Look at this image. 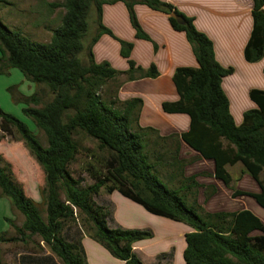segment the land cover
Instances as JSON below:
<instances>
[{
    "label": "trees",
    "instance_id": "1",
    "mask_svg": "<svg viewBox=\"0 0 264 264\" xmlns=\"http://www.w3.org/2000/svg\"><path fill=\"white\" fill-rule=\"evenodd\" d=\"M118 2L126 5L139 39H145L146 35L134 12L137 4L169 15L172 28L185 34L197 68L176 70L173 83L178 100L164 103L162 110L165 114L188 117L189 128L181 134V140L213 164L214 177L223 185L230 187L233 182L227 168L242 164L260 192L235 191L233 197L250 196L264 209L261 177L264 172V91L250 93L255 108L247 111L242 125L237 126L222 86L233 69H225L216 61L212 41L195 28L192 18L161 0H64L55 5L63 8L65 14L49 43L32 42L0 21V71L18 69L37 86H46L53 96L50 102L39 107L41 101L35 94L23 110L44 133L47 147L24 122L0 108V131L13 138L19 135L45 180L42 196L46 219L17 180L14 166L0 154L1 195L24 217L23 225L16 228L20 240L25 242L38 237L63 264H86L80 245L63 235L65 225L78 215L88 226L89 236L114 258L125 264H144L133 246L150 239L152 234L109 228L110 209L95 202L111 183L108 194L116 191L148 213L184 223L192 229L185 237V264H264V224L259 218L250 211L205 212L201 217L188 208L179 193L194 192L195 195L199 184L195 177L183 175L186 162L179 159V142L170 143L173 148L170 162H167L172 172L169 179L172 183L179 182L178 189L171 190L155 174L161 162L160 158L151 162V152L147 150L148 130L134 127L143 101H120L117 97L119 84L114 93L103 99L101 93L105 87L122 76L126 81L159 76L154 65L146 71L130 60L133 44L123 41L120 53L128 61V71L119 72L108 63L95 62L94 45L103 35L113 37L103 25L102 8ZM252 4L253 31L245 49V59L256 63L264 57V0H252ZM93 8L98 14L94 21L97 32L86 46ZM174 14L183 17L185 25H180L172 16ZM84 52H87L86 64L81 59ZM79 132L97 141L100 149L112 153L106 163L105 176L97 177L89 187H82L83 181L73 178L69 172L79 155L74 140ZM166 140L161 139V142L168 143ZM196 203L194 200L192 205ZM8 222L14 226L11 220ZM16 240L0 237V244Z\"/></svg>",
    "mask_w": 264,
    "mask_h": 264
},
{
    "label": "crops",
    "instance_id": "2",
    "mask_svg": "<svg viewBox=\"0 0 264 264\" xmlns=\"http://www.w3.org/2000/svg\"><path fill=\"white\" fill-rule=\"evenodd\" d=\"M161 2L172 5L181 14L192 18L195 28L212 41L216 61L225 69H233V73L223 80L222 86L229 100L235 124L242 125L244 114L255 108L250 99V93L253 90L264 91V57L256 63H249L245 59V49L253 31L252 0H161ZM134 12L144 30L149 28L155 34L156 38L153 39L160 49L155 51V54L145 47L138 48L141 41L135 36L130 15L124 3L118 2L114 5L103 6V25L113 35L119 36L121 41L134 45L131 57L137 66L147 71L154 65L159 76L155 79L144 78L135 81H126L125 76H122L118 78L121 81L116 83V85H120L117 97L122 102L132 99L143 101L141 111L136 116L137 124H134L136 130L140 128L148 130L149 136H154L159 141L168 139L166 141L169 144L174 141L179 142V159L186 162L183 175L186 178L195 177L199 184L196 194L194 195V192L187 194L185 199L191 195L193 201L196 202L219 201L218 196H222V193L226 192L227 195H230L233 192L228 193L223 183L216 180L213 164L203 159L181 140V134L187 132L189 128L188 117L165 114L162 110L164 103H174L178 100L173 83L176 70L197 68L192 47L183 32L175 31L172 28L169 15L154 11L141 4L134 7ZM119 27L125 36L117 32ZM112 42L109 35H103L98 40L92 49L95 62L98 64L108 63L119 72L128 71L126 63L119 56L120 46L112 45V49L109 50L108 47ZM233 107H237L236 110ZM8 147L21 149L26 158L30 160L34 167L37 190L41 195L40 201L43 202L42 189L45 183L44 179L42 181V173L27 152L23 142L8 138L1 140L0 154L14 166L17 180L23 185L27 196L39 209L40 203L36 202L38 198L30 194L28 186L23 183L18 166L11 161L9 152L6 150ZM230 168H227L228 172ZM205 173H208L209 178L203 176ZM251 182L249 179L240 180L235 186V191L259 193L258 185ZM232 194L231 197H233ZM244 197L246 198V196L233 197L236 204L242 202L244 206L236 207L232 212L250 211L264 224V212L260 209L261 207L247 202ZM95 202L97 203L96 198ZM109 203L111 205L109 228L112 229L111 225H114L116 228L148 231L152 234L150 239L138 242L133 246L135 254L144 264H185V237L192 232L188 225L154 216L116 191L109 194ZM215 206L212 205L213 208L209 213L221 212ZM17 213L18 211L13 208L11 202L2 197L0 192V237H4L10 228L14 227L10 226L8 221ZM29 240L31 239H28V242ZM70 240L72 241V238ZM77 244L83 245L81 250L88 258V264H90V255L92 257L98 255L108 262L109 260L113 261V256L89 235L83 234ZM120 263L125 264L121 261Z\"/></svg>",
    "mask_w": 264,
    "mask_h": 264
},
{
    "label": "rangeland",
    "instance_id": "3",
    "mask_svg": "<svg viewBox=\"0 0 264 264\" xmlns=\"http://www.w3.org/2000/svg\"><path fill=\"white\" fill-rule=\"evenodd\" d=\"M63 1L64 0H0V21L11 31L20 34L22 37L32 42L49 43L51 41L53 31L59 28L61 20L65 14L63 8L56 7L55 5H59ZM97 16V11L95 8H93L90 21L91 29L85 41L86 46L89 45L91 38L97 32V25L94 24ZM141 24L142 23L139 22L141 30L146 34L145 39L137 38V32L133 28L136 38L141 41V44L138 48L145 47L146 49L152 51V54H155V51L159 49L157 43L153 39L156 38L154 36L155 34L152 33L149 28L144 30L143 25ZM118 29L119 30L117 32L120 35L125 36L123 30L120 27ZM119 38V36H111V40L113 42L109 45V50L110 48L112 49V45L116 44L120 46L121 52L122 41ZM119 56L126 63L129 70L128 61L122 58L121 53L119 54ZM81 59L85 64L87 63V52L83 53ZM130 60L133 61V58L130 57ZM1 65L2 64L0 62V66ZM120 81L121 80H118V82H112L108 84L107 87H105V89L101 93L104 100L107 96H109V94H111L112 92L114 93L117 87L116 83H119ZM35 94H37L41 101V105L39 107L44 106L53 98L52 94L46 86H37L34 82L24 76V74L18 69L9 68L3 72L0 71L1 110L4 113L10 114L20 121L24 122L28 126V128L37 135L43 146L47 147L48 144L44 133L40 132L36 128L34 121L31 118L25 116L23 112V110L29 105V99ZM233 108L234 110H236L237 107ZM15 136L16 137L13 138L5 135L2 131H0L1 139L8 138L10 140H19V135L16 134ZM74 140L78 145L79 155L77 156L76 161L69 167V172L73 178L83 181L81 184L82 187L92 186L96 182L95 180L97 177L105 176L106 163L110 159L112 153L108 150L100 149L97 141L87 137L82 132L75 134ZM148 143L149 145L147 150L149 153L151 152V162L154 163L156 161L155 158H160L162 166L158 167V174L155 173L156 176L169 189H178L179 182L176 181L172 183L169 179V175L172 172L167 163L170 162L172 155L171 149L173 148V146L169 143H164L156 140L154 136L148 137ZM6 150L9 152L8 154L11 161L18 166L22 176V181L26 184V186H28L30 194H32L35 198H38L36 202L38 204L40 203L39 209L43 214V217L46 219V207L44 202H42V200L40 201L41 195L37 190L34 167L32 166L30 160L26 158V155L19 148L8 147L6 148ZM162 150L164 151L162 152ZM27 152L29 153L28 149ZM161 155H163L164 157H161ZM38 169L40 173H42V170L40 168ZM14 172L16 175L15 169ZM229 173L233 178V183L230 187L224 185L228 193L235 192V186L240 180L249 179L252 181V184H256L252 177L245 171V168L242 164H237L236 166L231 167L229 169ZM41 175L43 181V173ZM203 176L209 178L208 173H205ZM261 177L264 181V172ZM111 186L112 184L108 183L104 190H102L100 196L96 198L97 203L102 204L109 209H111V205L109 203V194L107 191ZM179 194L184 199L185 205L188 208L194 209L201 217L205 212H211L210 210L213 208L212 205H216L215 208L217 210L226 213H233L232 210L236 207L244 206L242 202H238L239 204H236L233 201V197L230 196L232 193L230 195H227L226 192L222 193V196H218L220 200L216 202H208L207 200H202L201 202H197L194 205H192L193 196L188 195L187 199H185L184 193ZM245 199L247 202L257 205L255 200L250 196H246ZM260 209L264 212V209ZM14 217H11L10 219L13 222L14 227L10 228V231L4 235V238L7 240H17L0 244V258L2 264H63L62 260L54 253H52V251L46 244L40 242V238L35 237L29 240V242L28 240L27 242H22L20 240V236L16 232V228L23 225L24 217L19 212ZM111 227L112 229L116 228L114 225H111ZM83 234L89 235L90 231L88 229V226L81 221L78 215L76 216V219L74 221L67 223L63 229V235H65L69 240L72 238L71 242L77 243L83 236ZM80 247L82 248L83 245H81ZM84 259L85 263L88 264V258L84 256ZM112 259L115 262H113L112 260H109L108 262L106 261V259L104 260L103 257H99L98 255H93V257L92 255H90V264H121L120 260H117L114 257Z\"/></svg>",
    "mask_w": 264,
    "mask_h": 264
},
{
    "label": "water",
    "instance_id": "4",
    "mask_svg": "<svg viewBox=\"0 0 264 264\" xmlns=\"http://www.w3.org/2000/svg\"><path fill=\"white\" fill-rule=\"evenodd\" d=\"M175 19H176V21L180 24V25H185V20H184V18L183 17H181V16H178V15H172Z\"/></svg>",
    "mask_w": 264,
    "mask_h": 264
}]
</instances>
